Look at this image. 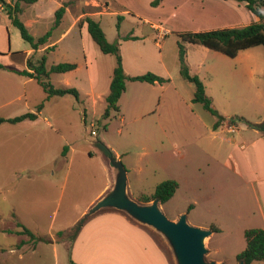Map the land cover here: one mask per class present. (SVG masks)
<instances>
[{
  "label": "rangeland",
  "instance_id": "1",
  "mask_svg": "<svg viewBox=\"0 0 264 264\" xmlns=\"http://www.w3.org/2000/svg\"><path fill=\"white\" fill-rule=\"evenodd\" d=\"M7 2L13 4L14 0ZM150 2L19 3V19L34 38L51 32L48 43L53 41L56 47L46 54V69L58 62L77 63L75 70L49 73L47 79L55 87H74L78 99L65 94L45 100L36 80L0 69L5 76L0 82V117L36 114L33 120L0 123L1 264H70L72 226L85 215L106 210L119 211L146 228L172 264H178L168 238L128 211L113 206L91 211L114 191L118 180L124 181L126 196L140 205L151 203L140 201V194H151L164 180H176L178 188L166 202L157 203L158 207L170 220L185 214L192 226L202 225L208 230L210 225L217 226L218 231L210 230L203 239L207 261L238 264L235 255L245 247L244 230L264 228V202L255 184L244 180L231 154L236 144L264 138V130L253 126L264 122V49L257 45L229 57L184 42L189 72L199 77L213 107L228 123L216 130L212 128L214 117L192 101L193 84L181 77L177 54L181 41L178 33L195 27L244 23L252 18L250 11L244 1L238 0ZM62 5L65 11L54 25L55 10ZM125 9L128 11L122 12ZM2 10L5 12L3 6ZM260 10L264 14V0ZM5 13L0 14V50L14 51L10 64L21 68V51L29 45ZM118 15L122 16L120 20ZM85 16L99 22L108 41L119 42L129 70L137 65L141 71L155 73L146 70L155 69V64L151 65L153 58H147L151 55L139 47L140 42L125 43L124 36L148 37L154 44L145 18L159 24L164 34L172 31L162 49L154 45L149 48L160 52L164 67L159 69L157 65L156 74L168 81L153 90L134 83L133 88L128 87L119 111L102 118L115 59L99 50L85 28L79 31L77 22ZM72 23L75 27L60 38L61 31ZM43 53L35 50L31 60L36 61ZM146 110L151 112L139 116ZM231 117L235 122H230ZM228 125H233L235 132L228 131ZM91 129L95 135H91ZM17 222L34 233L35 243L28 235L17 233Z\"/></svg>",
  "mask_w": 264,
  "mask_h": 264
},
{
  "label": "trees",
  "instance_id": "2",
  "mask_svg": "<svg viewBox=\"0 0 264 264\" xmlns=\"http://www.w3.org/2000/svg\"><path fill=\"white\" fill-rule=\"evenodd\" d=\"M37 0H14L13 4L6 2V0H0L8 18L11 23L17 28L20 37L29 45L32 50H37L40 47L47 45L50 37V30L46 31L43 35L38 38H34L32 34L26 29L23 22L19 19V14L21 13V7L19 3L23 2L25 4L35 3ZM244 1L245 6L248 8L253 16V20L240 27H223L210 29L206 31H185L178 33L181 41L177 43L178 49V62H179V73L183 79L193 84V96L192 101L194 103H199L204 111L209 113L214 117V122L212 125L213 130H216L222 125L224 117L218 113V111L213 107L212 99L205 92L204 85L199 77L195 74L189 72L187 62H186V43H194L203 45L206 48L219 51L229 57H235L239 51L248 49L257 45H261L264 49V14L260 10V5L263 4V0H238ZM162 0H151V5H158ZM65 11L64 5L59 6L55 10L54 25H57L60 18ZM122 18L118 15V20ZM77 25L82 27L85 26L86 31L92 41L97 45L99 50L104 54H111L114 56L115 64L112 69V76L109 83V90L105 96V108L102 113V118H107L110 116L111 112H118V100L125 89V80L147 82V83H164L168 81L153 72H145L140 75L128 76L125 74L122 66V58L120 55L119 42L108 41L104 31L102 30L99 22L91 16H85L79 19ZM132 38L136 39L137 36L127 35L124 39ZM53 45L47 46L44 49V53L36 61H32V55L26 58L27 69H15L8 68L9 70L16 72L20 75L31 77L42 87L45 93V100L50 99L53 96H62L65 94H72L75 99H78L77 90L74 87H55L47 79L49 73H64L71 71L76 68L75 62H58L49 66L48 69L45 67L46 54L53 49ZM0 68H6L2 63H0ZM42 104L38 105L41 108ZM84 114V113H83ZM36 114L33 112H26L14 117L2 118L0 117V123H17L26 119H35ZM237 119H241L238 117ZM230 122H235V118L231 117ZM255 128L264 130V122L259 124H253ZM178 188V183L174 179H167L156 185L154 191L151 194H140L139 200L142 202H149L156 200L158 203L162 204L172 197L175 190ZM191 207V206H190ZM88 218L87 215L81 217L71 228L70 239L72 240L76 235L77 231L80 229L82 223ZM20 227L17 231L19 234H26L30 237V240L35 243L34 233L23 226L21 223L16 224ZM210 230L212 232L218 231V228L214 225H210ZM62 235V232L59 233ZM245 237V247L235 255V260L237 262H242L243 264H251L253 261H263L264 262V228L252 227L244 230ZM23 244L24 242H20ZM206 260V259H205ZM1 264V263H0ZM70 264H73L70 262Z\"/></svg>",
  "mask_w": 264,
  "mask_h": 264
},
{
  "label": "crops",
  "instance_id": "3",
  "mask_svg": "<svg viewBox=\"0 0 264 264\" xmlns=\"http://www.w3.org/2000/svg\"><path fill=\"white\" fill-rule=\"evenodd\" d=\"M7 1L8 0H6V2ZM126 11H128V9H125L122 12H126ZM2 12L5 13L2 10V8H0V14ZM252 20H253V16L244 23L229 22V23H222L220 25H215L210 27H195L192 28L191 30L206 31L210 29L223 28V27H240L250 23ZM144 22L149 25L150 29L153 32L152 38L154 39V44H152V42L148 37H137L136 39L127 38L122 40L125 43H135L136 41L140 42L141 44L139 47L147 51L145 52V54L151 55V56H147V58L149 57L153 58V62L151 65L155 64L154 65L155 69H146V70H153L155 71V73H157L158 72L156 71L157 65L159 66L158 67L159 69L163 68L164 66L160 52L150 51L149 50L150 45H154L162 49L163 42L167 34H171L172 31H168L167 34H164L162 27L159 26V24L151 22L148 18H145ZM73 27H75V24L73 23L71 25H68V27L65 30L61 31L60 38L67 36ZM81 28H85V26L80 27L79 31H81ZM1 34H2V28L0 26V39H1ZM79 34L81 36V32H79ZM157 40H161V42H157ZM175 42L177 43V41ZM53 43H54L53 41H50V43H47L46 46L42 48H38L37 51H44V49L47 46L53 45ZM55 47L56 45L54 44L53 49ZM251 48L244 50H249ZM52 50H50L48 54L52 52ZM121 51L122 50L120 49L122 66L126 75L135 76L146 72V71H141L143 69H141V67L137 65H134L133 67L131 66L130 70L127 69L124 63V56L121 53ZM34 52L35 51L30 49L29 47L23 49L21 51V53L23 54L22 65L21 68H18L10 64L12 63L10 59H12L16 53L14 51H11L10 49L7 51H1L0 63L6 66V68L4 69L0 68V69L6 70L10 73L17 75L20 74L11 71L8 68L27 69L28 71H31L26 67V58L34 54ZM4 58L6 59V61H3ZM134 59L136 58L134 57ZM251 69L253 70V68ZM71 71H67V72H71ZM4 78L5 76L0 74V82ZM26 78L33 79L27 76ZM136 82L145 85L143 86V88L147 90L148 89L153 90L155 89L156 85L163 84L158 82L147 83V82L125 80V89L118 100L119 108L121 107L122 99L124 98L125 94L128 91V87L133 88L135 85L134 83ZM148 110H146L145 113L139 116H144L145 114L151 112ZM83 113H84L83 118L84 117L86 118L85 110H83ZM225 123L226 122L223 121L219 129L224 128ZM228 127H229L227 128L228 131L235 132V128L233 127V125H228ZM231 154H234V158L238 163L239 172L240 174L243 175L244 180L246 182H250V183L252 182L255 184L257 188V193L259 194L260 199L264 202V138L257 137L256 139L251 140L247 144L246 143H241L239 145L236 144L233 146ZM231 159L232 158H230V160ZM199 226L203 229L207 228V227H203L202 225ZM68 245H69V259L70 262H72L73 264H172L164 249L161 247L158 241L146 228L141 226L139 223L132 221L130 218H128V216L116 210H106L88 216V218L82 223L80 229L77 231L76 235L69 242ZM218 261L219 260H215V262Z\"/></svg>",
  "mask_w": 264,
  "mask_h": 264
},
{
  "label": "water",
  "instance_id": "4",
  "mask_svg": "<svg viewBox=\"0 0 264 264\" xmlns=\"http://www.w3.org/2000/svg\"><path fill=\"white\" fill-rule=\"evenodd\" d=\"M123 172V170H122ZM124 173V172H123ZM156 200L149 204H138L126 196L124 181H116L114 191L101 199L92 212L104 206H113L128 211L139 221L146 223L162 232L170 241L178 264H221L207 261L204 258L205 248L203 239L211 231L190 225L186 215L182 214L177 220L168 219L158 207ZM238 264H243L238 262Z\"/></svg>",
  "mask_w": 264,
  "mask_h": 264
},
{
  "label": "built area",
  "instance_id": "5",
  "mask_svg": "<svg viewBox=\"0 0 264 264\" xmlns=\"http://www.w3.org/2000/svg\"><path fill=\"white\" fill-rule=\"evenodd\" d=\"M0 8H2V4H1V3H0ZM83 120H84V122H85V121H86V118L84 117ZM89 126H90L91 128L94 126V120H93V119H91V120L89 121ZM90 133H91V135H95V134H96V131H95L94 129H91Z\"/></svg>",
  "mask_w": 264,
  "mask_h": 264
}]
</instances>
